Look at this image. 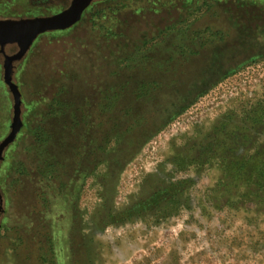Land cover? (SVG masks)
I'll use <instances>...</instances> for the list:
<instances>
[{"label": "rangeland", "instance_id": "rangeland-1", "mask_svg": "<svg viewBox=\"0 0 264 264\" xmlns=\"http://www.w3.org/2000/svg\"><path fill=\"white\" fill-rule=\"evenodd\" d=\"M11 77L0 264H264V0H93Z\"/></svg>", "mask_w": 264, "mask_h": 264}, {"label": "water", "instance_id": "water-1", "mask_svg": "<svg viewBox=\"0 0 264 264\" xmlns=\"http://www.w3.org/2000/svg\"><path fill=\"white\" fill-rule=\"evenodd\" d=\"M93 0H71L63 10L54 14L16 19H0V52L4 55V82L13 96V117L9 133L0 142V160L3 159L4 149L14 141L22 126L21 94L17 85L12 81L13 62L20 60L36 37L44 32L64 30L80 20L84 9ZM8 44H16L18 50L12 55L4 52ZM2 197L0 195V204Z\"/></svg>", "mask_w": 264, "mask_h": 264}, {"label": "trees", "instance_id": "trees-1", "mask_svg": "<svg viewBox=\"0 0 264 264\" xmlns=\"http://www.w3.org/2000/svg\"><path fill=\"white\" fill-rule=\"evenodd\" d=\"M255 180H257V179H255ZM262 181L264 182V176H262ZM82 244H83V246H84L85 248H87V249H89L90 251H92V249L89 247V246H90L89 244H87V243H85V242H83ZM39 249H40V247H39ZM90 255H91V253H90L89 255H87L88 259H89ZM41 256H42V255H41ZM69 264H71V263H69Z\"/></svg>", "mask_w": 264, "mask_h": 264}, {"label": "crops", "instance_id": "crops-1", "mask_svg": "<svg viewBox=\"0 0 264 264\" xmlns=\"http://www.w3.org/2000/svg\"><path fill=\"white\" fill-rule=\"evenodd\" d=\"M93 248H95V244H90Z\"/></svg>", "mask_w": 264, "mask_h": 264}]
</instances>
